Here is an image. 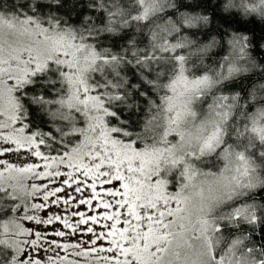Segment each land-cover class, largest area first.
Listing matches in <instances>:
<instances>
[{
  "label": "snow or ice",
  "instance_id": "obj_1",
  "mask_svg": "<svg viewBox=\"0 0 264 264\" xmlns=\"http://www.w3.org/2000/svg\"><path fill=\"white\" fill-rule=\"evenodd\" d=\"M264 0H0V264H264Z\"/></svg>",
  "mask_w": 264,
  "mask_h": 264
},
{
  "label": "trees",
  "instance_id": "obj_2",
  "mask_svg": "<svg viewBox=\"0 0 264 264\" xmlns=\"http://www.w3.org/2000/svg\"><path fill=\"white\" fill-rule=\"evenodd\" d=\"M206 2V0H201V6L203 7V4ZM213 27H220V28H227V29H247L249 31V34H251L252 31H255L257 36L264 35V21H260L259 19H253L251 21H245V20H233L229 22H225L219 17L214 18V25Z\"/></svg>",
  "mask_w": 264,
  "mask_h": 264
}]
</instances>
